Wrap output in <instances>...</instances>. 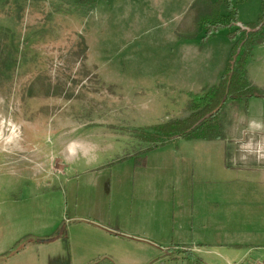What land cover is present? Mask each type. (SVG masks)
<instances>
[{
    "label": "crops",
    "instance_id": "crops-1",
    "mask_svg": "<svg viewBox=\"0 0 264 264\" xmlns=\"http://www.w3.org/2000/svg\"><path fill=\"white\" fill-rule=\"evenodd\" d=\"M87 39V65L104 90L109 78L91 56L89 35ZM174 43L171 46L182 52L188 47L185 42ZM194 56L171 58L181 67L168 80L170 94L185 93L186 106L189 93L220 82L229 49L223 61L221 55ZM253 62L248 77L263 95L226 103L222 138L178 139L154 150L145 162L134 161L132 155L114 157L138 142L125 128L129 123L125 119H130L123 113L129 106L140 110L141 102L136 98L126 103L121 98L116 105H76L71 97L58 92L30 104L32 114L19 102L14 125L19 128V139L0 147V154L9 164L20 160L21 173L41 175L53 170L58 176H67L70 171L76 176L88 174L91 196L81 202H90L92 213L74 217L67 238L43 241L55 233H38L54 229L62 222L60 217L45 223L42 215L34 213L25 221L26 226L13 225L25 219L15 214L26 207L25 203L39 207L45 202H0V257L10 254L20 240H42H32L0 264H264V151L258 152L264 148V128L249 126L253 120L264 124V59L254 58ZM151 90L162 96L158 86ZM167 101L155 99V104L146 106L151 113L143 120L150 121L167 107ZM78 110L100 112L78 117ZM154 125L157 123L149 126ZM48 135L53 136L56 154L52 170L48 154L41 150ZM72 144L76 145L75 154L68 151ZM83 163L85 171L77 170ZM38 217L41 222L31 224ZM93 258L98 263L92 262Z\"/></svg>",
    "mask_w": 264,
    "mask_h": 264
},
{
    "label": "rangeland",
    "instance_id": "rangeland-1",
    "mask_svg": "<svg viewBox=\"0 0 264 264\" xmlns=\"http://www.w3.org/2000/svg\"><path fill=\"white\" fill-rule=\"evenodd\" d=\"M261 7L262 0L238 3L240 22L256 23ZM214 9L229 13L227 5L220 0H0V44L9 52V62L0 73L1 149L13 138L19 139V128L14 126L19 118L18 103L27 101L26 104H30L27 97L33 86L38 88H35L36 93L40 92L38 98L44 99L46 90L40 88L43 84L51 85L54 94L63 92L67 99L71 97L76 105L100 102L116 105L121 98L125 103L135 98L141 102L140 110L132 106L123 109L125 118L130 119L124 118L129 122L125 128L132 131L138 142L116 153L115 159L132 155L134 161L145 162L157 148L174 143L149 149L151 144L142 142L138 136L141 130L152 128L149 125L153 123L160 124L167 116V122H170L184 114L185 93L174 91L170 94L168 84L172 74L178 73L181 67L177 60H171L173 56L182 60L194 55L206 58L221 55L220 61H223L225 51H230L234 45L228 35L232 28L221 27L211 36L207 34L209 29H203L200 24V17ZM88 35L93 45L91 56L103 67L102 74L109 78L110 84L105 86L109 100L105 89L97 83V75L87 65L85 42ZM176 41L185 42L188 47L182 48L183 52L175 49L171 45ZM254 58L264 59V42L255 46L248 67L253 65ZM155 86L159 87L162 96L151 90ZM112 96L115 98L111 99ZM155 99H168L167 107L150 118L152 123L146 122L143 119L151 113L146 106L155 104ZM162 102L166 105L165 100ZM99 112L78 110L77 115L89 117ZM54 148L53 136L48 135L41 150L48 154L51 170L56 163ZM20 162L6 163L0 154V202L45 203L39 207L25 203L26 207L21 210L14 207L18 210L15 214L25 216L19 223H14V228L26 226L25 221L34 213L42 215L45 223L60 217L62 222H57L54 229L38 234L55 233L43 241L67 238L72 219L88 211L92 213L91 203L81 202L91 196L89 175H78L77 172L76 176L70 171L67 176H58L52 170V173L45 171L41 178L37 173H21ZM86 168L83 163L77 170L85 171ZM39 210L41 212L37 213ZM38 218L31 224H39L41 217ZM32 240L42 241L32 237L20 240L13 245L10 254L0 257V262L21 251ZM63 246L68 249V245ZM92 262L98 263L97 258Z\"/></svg>",
    "mask_w": 264,
    "mask_h": 264
},
{
    "label": "trees",
    "instance_id": "trees-1",
    "mask_svg": "<svg viewBox=\"0 0 264 264\" xmlns=\"http://www.w3.org/2000/svg\"><path fill=\"white\" fill-rule=\"evenodd\" d=\"M220 1L227 5L229 13L223 14L219 9H214L210 14L200 17V24L203 29H209L207 34L211 36L221 27L233 29L228 35L234 45L229 51L228 62L221 80L215 85L205 87L199 93H189V101L182 116L170 122L157 124L150 129L141 130L138 138L142 142L150 143L149 149L178 139L203 141L220 139L223 137L222 110L226 103L246 101L263 95L262 90L250 81L248 65L255 46L264 42V0H262L259 20L251 24H242L238 16L237 4L246 0ZM2 48L0 44V73L1 68L9 62V52L5 51L6 48ZM35 88L38 89L33 86L28 93L27 99L31 100L30 104L35 103L38 97H41L39 91L35 92ZM40 88L46 90L43 92L45 98L57 94H54L51 85L43 84ZM26 102L24 101L28 109L26 112L35 113L30 109L31 105Z\"/></svg>",
    "mask_w": 264,
    "mask_h": 264
},
{
    "label": "clouds",
    "instance_id": "clouds-1",
    "mask_svg": "<svg viewBox=\"0 0 264 264\" xmlns=\"http://www.w3.org/2000/svg\"><path fill=\"white\" fill-rule=\"evenodd\" d=\"M249 126L251 128H254V129H257V130L261 129V128H264V124H262L260 122H257L255 120L251 121ZM68 151H69L70 154H75L76 145L75 144L69 145ZM259 151H264V148H258V152Z\"/></svg>",
    "mask_w": 264,
    "mask_h": 264
},
{
    "label": "built area",
    "instance_id": "built-area-1",
    "mask_svg": "<svg viewBox=\"0 0 264 264\" xmlns=\"http://www.w3.org/2000/svg\"><path fill=\"white\" fill-rule=\"evenodd\" d=\"M240 27H242L243 29H246V28H244L242 25H240Z\"/></svg>",
    "mask_w": 264,
    "mask_h": 264
}]
</instances>
